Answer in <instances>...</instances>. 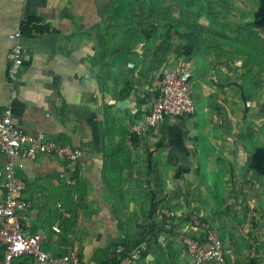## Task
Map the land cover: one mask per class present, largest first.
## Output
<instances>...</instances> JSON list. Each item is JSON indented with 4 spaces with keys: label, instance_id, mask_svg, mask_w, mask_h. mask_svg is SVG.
I'll list each match as a JSON object with an SVG mask.
<instances>
[{
    "label": "crops",
    "instance_id": "1",
    "mask_svg": "<svg viewBox=\"0 0 264 264\" xmlns=\"http://www.w3.org/2000/svg\"><path fill=\"white\" fill-rule=\"evenodd\" d=\"M130 1L0 0V118L10 109L17 129L81 149L85 164L79 171L60 157L16 159L23 165L17 170L26 186L23 199L31 204L19 216L21 225L45 237L48 254L74 250L82 264L106 262L126 242L145 246L137 264H152L158 251L164 255L160 247L171 255L182 250L180 233L195 234L185 214L199 215L223 234L227 208L254 210L261 203L246 190L257 195L263 188L264 139L242 127L255 121L252 127L261 128L260 98L248 102L241 94L238 103V93L247 91L242 75L220 53L192 55L191 117L164 122L147 133L146 143L129 137V127L154 102L139 95L158 79L151 62H139L148 50L143 29L124 21ZM15 33L22 36L23 65L11 81L7 56ZM129 98L130 108H117ZM6 161L0 154V170ZM3 195L0 186V201ZM163 210L174 214L170 230ZM32 263L29 256L16 260Z\"/></svg>",
    "mask_w": 264,
    "mask_h": 264
},
{
    "label": "built area",
    "instance_id": "2",
    "mask_svg": "<svg viewBox=\"0 0 264 264\" xmlns=\"http://www.w3.org/2000/svg\"><path fill=\"white\" fill-rule=\"evenodd\" d=\"M9 39L13 42V47L7 56L8 76L14 81L23 65L24 50L20 33L11 34ZM163 58L164 63L158 76L160 80L157 79L147 93L141 92L139 95L140 98L152 95V107L128 129L129 137L139 138L145 143L148 132L157 129L164 122L189 118L195 111L192 54L187 50H173L166 51ZM260 109L256 113L262 115L264 108ZM0 154L7 160L0 170V186L4 189L3 199L0 201V264H16V260L23 256L31 257L32 264H82L74 250L60 256L48 254L42 248L45 237L42 234H30L23 229L19 216L31 204L23 199L26 186L17 176V170H21L23 165L14 164L19 158L34 162L40 157H60L76 162L77 169L82 171L85 165L79 163L83 156L82 150L47 139L42 133L22 132L13 123L12 111L6 109L0 118ZM161 214L165 219L174 220V214L169 210H163ZM184 219L195 234L180 233L179 238L192 262H222L224 250L214 228L195 213L185 214ZM165 227L171 229L169 225ZM51 230L61 234L56 226L51 227ZM144 248V245L126 248L121 244L109 254L103 264H136Z\"/></svg>",
    "mask_w": 264,
    "mask_h": 264
},
{
    "label": "rangeland",
    "instance_id": "3",
    "mask_svg": "<svg viewBox=\"0 0 264 264\" xmlns=\"http://www.w3.org/2000/svg\"><path fill=\"white\" fill-rule=\"evenodd\" d=\"M126 11L128 15L124 21L129 25L134 23L135 26H141L143 29L141 40L143 43H148V50L139 62H151L153 64L151 72L155 77L157 74L159 76L161 70L158 62H164L158 56L162 54L163 57L166 51L176 50L177 47L187 51L193 48L196 53L199 48L209 54L213 53L212 55L219 54L211 51L218 48L212 38L199 37L196 30L186 29L183 22L192 25L197 23L209 32L226 34L232 41L250 46L253 51L260 47L264 48V0H143V2L131 0ZM261 62L262 66L256 67L247 65L241 57L229 58V63H237L238 74L242 75L239 82L247 89V91L241 90L242 92L240 91L236 96V98L239 97L240 105L243 103L242 94L248 102L253 101V97L260 98L258 104L264 108V59ZM231 78L233 79V76ZM258 115L261 116V118L258 117L260 129L257 126L256 130L252 129L255 121H247L242 127L251 128L249 131L253 133H261L259 137L264 139V113ZM262 146L260 165L262 164L263 172L264 142ZM260 182L263 186L260 194L249 195V189L246 190V197L256 198L261 201L260 205L254 210L247 208V205L246 210L229 207L226 209L228 216L221 221L223 234L214 228L224 246L228 261L226 264H252V259H255V264H264V177ZM181 245L182 250L177 254L171 255L172 251L169 249L164 250L162 256V253L158 251L157 255L150 260L151 263L194 264L182 243ZM145 264H148L147 261Z\"/></svg>",
    "mask_w": 264,
    "mask_h": 264
},
{
    "label": "trees",
    "instance_id": "4",
    "mask_svg": "<svg viewBox=\"0 0 264 264\" xmlns=\"http://www.w3.org/2000/svg\"><path fill=\"white\" fill-rule=\"evenodd\" d=\"M33 21L34 20L29 19L25 23V27L23 26V30L22 31H25L26 26H28V24H30ZM121 22H123V21L121 20ZM119 23H120V20H119ZM182 24H183V26L186 29L193 30V31L196 30L195 32L201 38L203 36H208V37L212 38L213 42H215L218 45V48H215L214 50H211V51L220 53L221 55H223V56H225L227 58H230V57H241L242 60L244 62H246L247 65H253V66H256V67H261L262 66V64H261L262 62L261 61H262V59H264V48L260 47V48H257L256 51H253L250 46H247L245 44H238V43L232 41L226 34H223V33H220V32H216V31L209 32V31H207L206 29H204L202 26H200L197 23L192 25L191 23L183 22ZM176 50L179 52L181 50H186V49L177 47ZM197 50L199 51L200 49L197 48ZM188 52L190 54H193L194 53L193 48H190V50ZM161 55L162 54H160L158 57H161L164 60V58ZM158 63H159V67H162L164 62H158ZM156 66L158 67V65H156ZM158 79L160 80V78H158ZM117 154H118L117 152H114V153H112L110 155H107V158L110 159V156H112V155L117 156ZM106 164H107V167H109V163L106 162ZM115 179L116 178L111 176V181L114 182ZM108 181L110 182V179ZM164 221H165L166 225H169L172 228L173 219L169 220V219H165V217H164ZM219 238H220V236H219ZM123 245L126 248L129 247V244L127 242L123 243ZM222 246H223V244H222ZM160 249H161V251L165 250L164 247H162V248L160 247ZM223 250H224V255H223L222 262L224 264H226L228 261H227L226 256H225L224 246H223ZM263 258H264V253H263ZM103 263H101V264H103ZM137 263L138 262H136V264ZM251 263L255 264L256 263L255 259H252Z\"/></svg>",
    "mask_w": 264,
    "mask_h": 264
},
{
    "label": "water",
    "instance_id": "5",
    "mask_svg": "<svg viewBox=\"0 0 264 264\" xmlns=\"http://www.w3.org/2000/svg\"><path fill=\"white\" fill-rule=\"evenodd\" d=\"M131 105H132V100L130 98L129 99H126L124 101H119L116 104L117 108H120V109L130 108Z\"/></svg>",
    "mask_w": 264,
    "mask_h": 264
}]
</instances>
